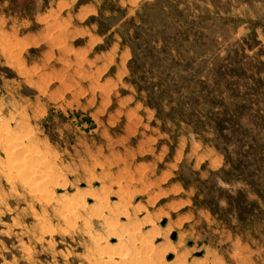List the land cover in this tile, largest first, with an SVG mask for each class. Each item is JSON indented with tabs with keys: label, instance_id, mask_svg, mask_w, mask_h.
Here are the masks:
<instances>
[{
	"label": "rangeland",
	"instance_id": "obj_1",
	"mask_svg": "<svg viewBox=\"0 0 264 264\" xmlns=\"http://www.w3.org/2000/svg\"><path fill=\"white\" fill-rule=\"evenodd\" d=\"M1 124L0 264H264V0H0Z\"/></svg>",
	"mask_w": 264,
	"mask_h": 264
},
{
	"label": "bare ground",
	"instance_id": "obj_2",
	"mask_svg": "<svg viewBox=\"0 0 264 264\" xmlns=\"http://www.w3.org/2000/svg\"><path fill=\"white\" fill-rule=\"evenodd\" d=\"M21 138L22 137L15 136L13 134V131L10 130V128H8V126L2 125V124L0 125V143H2L4 145V150H5V153H6V159L8 160L7 161L8 169L17 170L18 173L21 174V175L18 174V176L16 175L18 178L21 177L22 175H23V177H27V175L30 174L29 175L30 181L28 182V184H33L34 183L33 181H39L41 178L43 179V185L46 184L47 181L50 180L49 178H52V175H54L53 171L48 169L46 166L45 167H46V169L48 171H45V170H44L45 172L41 171V168L44 167V165H42L40 162L37 163V161L40 159L39 158L40 156L35 155L34 154L35 151H31L32 148H29L30 150L29 149H25L23 140H21ZM25 146H27V145H25ZM22 153H23V155H22ZM36 166H37V168H35ZM31 167H34L35 169L34 168L30 169ZM11 174H12V176L15 177V175H13V173H11ZM42 179L39 182H36V184L41 183ZM27 181H28V179H27ZM27 181H25V182H27ZM25 184H27V183H25ZM31 187H29L30 191H31ZM33 189H35V188H32V191H33ZM38 189L40 190L39 187H38ZM39 190H37V191L39 192ZM76 202H74V203H76ZM98 204L100 205V203H98ZM80 206H82L81 203H80ZM71 207H74V206L72 205ZM71 207H70V209H71ZM100 207H102V206H100ZM99 212H100V209H99ZM126 212L128 214L127 209L125 210V213L121 212V214L123 213L125 215ZM118 213L112 212V210H111V213L108 214L107 218L104 217V221H105V219H106V221H105V223L103 225H105L104 228L109 232L107 236H109L111 234L115 235L117 238H115V237L114 238L117 240L118 244H122V245L126 246V245L130 244V242H131V245H132L133 244L132 243L133 240H130V238H128V237L129 236L130 237L131 236L134 237V235H136V233H138L140 230L136 229V227H134L132 229L127 228V230L124 229L125 227L122 228L123 230L127 231V233H128L127 237H126L127 239H124L125 235H123L122 233L117 232V230L119 228V224H118L119 223L118 222L119 219L118 218L121 215L120 213L119 214ZM135 216L134 215H132V216L130 215V216L126 217L127 219H126V223L125 224L129 225V224L132 223V225H133ZM98 218H100V217H98ZM111 220L114 221V222H111ZM136 222H138V221H136ZM132 225H130V226L132 227ZM102 238L104 239V237H101V238L97 237V238H95L93 240V249L91 250L93 258H94V260L97 259V263L98 264H141L144 261H145L144 263H146V261L149 262L145 256H133V253L135 254V252L131 253L132 250L131 251L128 250L129 247L128 248L126 247L125 249H123L120 252H118V251L117 252L108 251L107 247L104 245L105 243L101 241ZM125 240H127V241L125 242ZM103 241H105V240H103ZM141 247L143 249L149 251L148 248L150 249V244H148L147 241H146L145 243L141 244ZM136 249H134V250L136 251ZM138 251H141V250L138 249ZM141 255H143V254H141ZM146 255H148V254H146Z\"/></svg>",
	"mask_w": 264,
	"mask_h": 264
}]
</instances>
